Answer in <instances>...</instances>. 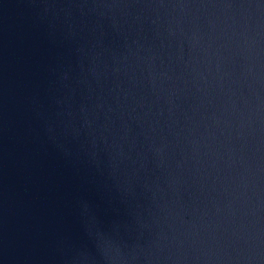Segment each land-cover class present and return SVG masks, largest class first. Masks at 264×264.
Instances as JSON below:
<instances>
[{
    "label": "water",
    "instance_id": "obj_1",
    "mask_svg": "<svg viewBox=\"0 0 264 264\" xmlns=\"http://www.w3.org/2000/svg\"><path fill=\"white\" fill-rule=\"evenodd\" d=\"M0 264H264V0H0Z\"/></svg>",
    "mask_w": 264,
    "mask_h": 264
}]
</instances>
